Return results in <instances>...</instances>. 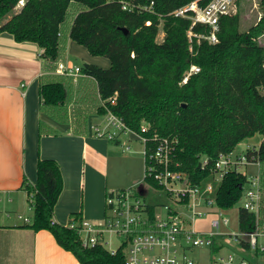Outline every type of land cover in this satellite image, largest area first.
I'll return each mask as SVG.
<instances>
[{
  "label": "trees",
  "instance_id": "trees-1",
  "mask_svg": "<svg viewBox=\"0 0 264 264\" xmlns=\"http://www.w3.org/2000/svg\"><path fill=\"white\" fill-rule=\"evenodd\" d=\"M20 1L0 0V33L9 32L18 42L37 43L54 73L64 59L68 38L91 54L111 60L109 68L82 65L83 73L94 78L97 93H92L91 83L74 85L71 81L70 86L56 74L46 75L42 81L41 107H52L55 117H67V105L77 93V105L72 109L79 122L74 125L76 133H86L88 103L95 107L89 108L91 112L103 114L110 109L136 131L146 124L150 136L178 139L176 159L194 183L212 175L214 160L220 154L261 133L260 145L248 147L247 154L261 161L260 227L264 228V45L259 41L264 34V0L261 20L246 32L240 29L239 14L222 16L216 43L194 35L190 39L192 20L171 14L193 0H126L135 5L154 1L151 11L124 10L120 0H25L19 5ZM210 1L199 0V5ZM72 7L73 15L68 19ZM161 23L165 35L159 42ZM192 30L194 34L210 32L202 24ZM192 65L200 71L183 83ZM203 158L209 163L199 166ZM248 181L242 171L228 172L218 186L217 203L222 207L238 203ZM24 185L34 212L26 227L51 231L57 243L81 264H126L125 244L116 254L100 245L86 248L74 229L55 221V206L63 191L57 160L40 158L36 183L25 180ZM73 219L80 220L81 215L74 213ZM240 219L244 230L254 229L253 213L242 209Z\"/></svg>",
  "mask_w": 264,
  "mask_h": 264
},
{
  "label": "built area",
  "instance_id": "built-area-1",
  "mask_svg": "<svg viewBox=\"0 0 264 264\" xmlns=\"http://www.w3.org/2000/svg\"><path fill=\"white\" fill-rule=\"evenodd\" d=\"M120 2L122 8L129 11H151L154 4V1L149 5H135L126 0ZM24 3L25 0H21L19 5ZM237 10V0H211L206 6H200L199 0H193L171 14L192 20L188 30L190 39L194 35L216 43L219 41L221 17L234 15ZM196 24L209 27L210 32L207 35L194 34L192 28ZM199 71V66L192 65L182 82L186 83L190 75ZM55 73L76 80L83 71L79 65L60 61ZM88 128L98 137L109 140H121L122 135L134 136L144 145L142 182L145 187L143 193L137 188L139 184L109 190L106 214L100 220H70L66 225L78 233L83 247L100 245L116 254L125 244L126 264H254L253 259L245 253L254 251L253 255L264 254V242H260V237H264V230L260 227L261 161L257 156L249 157L244 153L234 157L233 151L222 153L214 160L212 175L194 183L176 159L177 138L157 134L150 136L146 124L136 131L110 109L102 114V122H91ZM250 162L256 163L259 170L255 175L246 174L249 181L243 187L241 199L245 200L239 208V220L241 222L240 211L245 209L254 214L255 227L244 230L241 226L239 233L225 231L221 226L230 222L225 212L234 205L222 207L217 203L218 186L228 172L241 171V165ZM208 163L209 159L203 158L201 166ZM146 193L152 195L151 200L144 198ZM114 238L119 241L115 248ZM233 243L237 244L236 251H228ZM196 247L210 249L206 262L188 256V252Z\"/></svg>",
  "mask_w": 264,
  "mask_h": 264
},
{
  "label": "crops",
  "instance_id": "crops-1",
  "mask_svg": "<svg viewBox=\"0 0 264 264\" xmlns=\"http://www.w3.org/2000/svg\"><path fill=\"white\" fill-rule=\"evenodd\" d=\"M75 42L67 39L62 61L72 63V51H80ZM42 51L35 42H18L9 32L0 33V264H81L72 252L57 243L51 231L26 227L34 212L25 221L21 215L15 219L3 212L6 203L14 208H26L28 203L32 208L24 181L36 183L40 158H53L61 167L63 191L55 206L54 219L64 225L74 213L90 221L102 219L106 214L107 192L136 185L140 175L122 167L132 160L123 154L126 141L109 140L90 132V123L102 119V114L89 110H95L93 103H88L85 134L74 131V125L79 123L72 112L77 105V93L67 105V117L53 116L52 107L42 109V81L46 75L56 74L48 69ZM81 52L87 56L86 51ZM86 59L91 61L86 63L111 66L106 61ZM71 78L74 85L91 83L92 93L97 91L93 77L83 73L76 80ZM128 140L138 139L131 136ZM138 166L141 172L139 161Z\"/></svg>",
  "mask_w": 264,
  "mask_h": 264
},
{
  "label": "rangeland",
  "instance_id": "rangeland-1",
  "mask_svg": "<svg viewBox=\"0 0 264 264\" xmlns=\"http://www.w3.org/2000/svg\"><path fill=\"white\" fill-rule=\"evenodd\" d=\"M262 0H237L238 3V10L236 14H239L240 16V29L241 31H248L250 30L251 27L255 26L262 18L263 15V9L261 5ZM74 12V8L72 7L69 11V16L68 19H71L72 15ZM165 31L162 27V23L160 25L159 33L157 35V41H162L164 39ZM259 41L261 44L264 45V34L259 38ZM75 45H77L80 48V51H72L71 55V61L72 63L76 65H83L86 62H91L87 61V57L91 59H98L100 61H106L108 63L107 66L111 65V60L103 55H93L89 52V50L82 44H79L75 42ZM86 51L85 56L82 52ZM85 58V59H84ZM98 64V63H96ZM98 65H101L100 63ZM103 66V65H101ZM67 83L71 86L72 78H66ZM95 123H100L102 122V119L98 121H93ZM131 137L130 135H122L121 138L125 142H127L126 146L123 147L124 151L123 154L126 155V157L131 158L132 160L126 161L124 164H122V167L126 169L127 171H130L132 173H140L139 179L137 184L138 190H140L142 193L144 191V183L142 182L144 178V155H143V150H144V145L138 141V140H133L130 142L128 138ZM136 138V137H135ZM263 135L261 133H256L254 136L249 137L239 144H237L233 150L234 157L240 154L247 153V148L248 146L252 147H258L262 141ZM137 139V138H136ZM129 141V142H128ZM130 144V149L127 147ZM134 158H137L139 163H141V172H140V166L137 167L138 161H136ZM240 170L244 172L245 174L251 176L257 174L259 170V166L256 163H247L245 165H241ZM136 184V185H137ZM152 192V189H150ZM144 195V194H143ZM151 194L144 195V198L146 200H151L152 198ZM165 200H167L166 197H163ZM244 198H242L236 205H234L233 208H230L225 212V216L229 217L230 222L227 225H222L221 229L228 231V232H235L239 233L240 232V227H241V222L239 220V208L240 206L243 205ZM4 214L9 213L11 214L15 219H18L19 215L22 216V220H24L25 217L32 218L33 214V209L30 208L29 204H26V208L20 207V208H14L12 204L6 203L4 207L2 208ZM25 221V220H24ZM264 230V228H261ZM260 242H264V237H260ZM119 245L118 238H114L113 240V247H117ZM237 244L233 243L232 246L228 251H236L235 247ZM209 248L206 247H196L195 249L191 250L188 252V256L195 259V260H201L202 262H206L208 259V252ZM254 251H248L245 254L249 256L250 258L253 259L254 264H264V254L262 255H253Z\"/></svg>",
  "mask_w": 264,
  "mask_h": 264
},
{
  "label": "water",
  "instance_id": "water-1",
  "mask_svg": "<svg viewBox=\"0 0 264 264\" xmlns=\"http://www.w3.org/2000/svg\"><path fill=\"white\" fill-rule=\"evenodd\" d=\"M122 29H123V31H124L125 33H128V29H127L126 27H123ZM199 166H201V163H200Z\"/></svg>",
  "mask_w": 264,
  "mask_h": 264
}]
</instances>
